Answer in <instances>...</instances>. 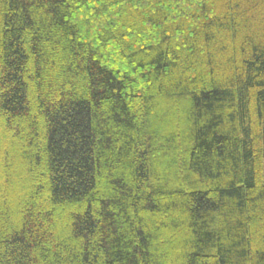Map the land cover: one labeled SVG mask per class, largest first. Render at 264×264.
I'll return each instance as SVG.
<instances>
[{
  "label": "trees",
  "instance_id": "1",
  "mask_svg": "<svg viewBox=\"0 0 264 264\" xmlns=\"http://www.w3.org/2000/svg\"><path fill=\"white\" fill-rule=\"evenodd\" d=\"M0 264H264V0H0Z\"/></svg>",
  "mask_w": 264,
  "mask_h": 264
}]
</instances>
